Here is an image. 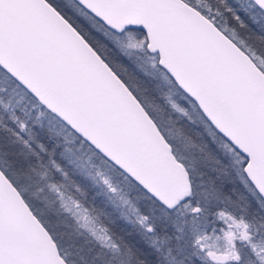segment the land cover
Instances as JSON below:
<instances>
[{"label":"water","instance_id":"1","mask_svg":"<svg viewBox=\"0 0 264 264\" xmlns=\"http://www.w3.org/2000/svg\"><path fill=\"white\" fill-rule=\"evenodd\" d=\"M108 30L138 28L144 48L243 159L264 203V73L184 0H72ZM264 14V0H249ZM0 69L167 211L191 183L119 76L47 0H0ZM0 264H68L0 169Z\"/></svg>","mask_w":264,"mask_h":264},{"label":"rangeland","instance_id":"2","mask_svg":"<svg viewBox=\"0 0 264 264\" xmlns=\"http://www.w3.org/2000/svg\"><path fill=\"white\" fill-rule=\"evenodd\" d=\"M261 23L264 26V22L261 21ZM95 25L102 29V32L107 33V29L101 28L103 26L99 22L96 21ZM123 32L114 33L119 35V39H125L121 45L129 51L128 54L146 51L144 38H133L129 33ZM231 33L229 36L235 40L233 36L237 37V35L232 31ZM235 41L239 46L241 44L244 47L242 38L237 37ZM244 50L248 52L254 63L264 73V61L262 58L254 53L249 46H245ZM144 57L145 61L143 62L148 69L159 67L156 63V54L146 51ZM143 62L139 61V64L143 65ZM142 72L147 73L145 69ZM148 75L153 78L150 72ZM160 76L162 83L172 82L163 70L160 71ZM145 97V95H142L143 101L154 117L160 116L164 119L170 131L171 128L172 130L178 129L176 123L173 124L172 119L169 118L165 108L159 106L156 102H149V99L147 100ZM164 98L170 114L173 112L177 116H189L186 109L180 105L182 100H184L183 96L177 95L174 90H168L165 92ZM0 105L24 133L25 146H28L30 141L35 143L33 146L29 145L32 150L35 149L30 151L33 154L31 157L38 156L37 151L46 154V162L42 161V163L40 161L38 169L29 168L26 171H12L14 173L13 178L20 189L25 192L27 201L35 208L33 209L37 216L45 222L46 227L54 235L58 245L61 246L62 255L67 256L69 259L72 258L69 256L70 254L75 256V261L70 259L73 264L129 263L125 261V256L120 254L117 242L113 240L108 231L92 217L89 211L69 193L68 187L62 183V169L59 172L58 165L52 159V155L57 152L58 144L61 146V151H63L62 158H65L71 171L83 175L84 179L92 184L95 182V185L102 187L110 196L109 198L114 201L113 203H115L120 217L145 232L150 231V224L147 220L148 215L142 214L134 201L140 202V205L143 202L151 203L152 208H147L148 213L152 212L157 219L162 221V228L166 229L167 226L174 233L176 232L172 249L173 254L175 252L177 256H180L181 260H178L177 264H184V261H182L184 255H186V259L190 261V264H195V262L197 264H264V217L258 210H255V204H252H257V202L253 191L245 184L247 180L244 175V178L238 175L237 180L253 198V202L248 203L249 209H246L241 204L233 207L234 201L231 199L232 197L220 194V187L222 185L229 186L232 183L231 179L224 176L220 181L215 182L214 180L218 175L215 177L209 175L206 178L210 184L209 190H207L204 188L205 182L202 176L198 173L195 175L196 184L192 186L193 201L201 202V207L205 208V215H203L204 212H201L200 206L191 204V201L179 205L172 211H166L146 195L138 194L134 185L126 177L122 176L111 164L101 159L93 149L46 111L1 69ZM191 114L196 120L202 122L201 114L199 115L194 109H191ZM36 120L41 124V129L45 131L46 135L43 140L48 143L53 142L48 154L46 145L39 138H34L33 130L28 124L36 122ZM205 129L207 130L208 128L205 126ZM2 137L4 136L2 135ZM167 137L174 144H176V138L180 144V149L175 147V151L183 160L181 162L184 166L188 162L191 166L198 168L206 162L204 159L195 158L191 155V151L196 148L187 142L180 131L176 130L175 133L173 131L168 132ZM5 140L9 143L8 138H5ZM223 145L228 150L234 151L229 144L223 142ZM195 151L198 152L197 150ZM3 156L0 150V167L8 171V165L3 160L6 158ZM235 159L237 163H241L242 170L244 159L238 153ZM52 171H56V173L53 175ZM207 172L208 170L203 169L204 174H208ZM28 185L32 186V188L30 187L29 189ZM47 196L50 199H47ZM259 205L262 207L260 203ZM51 207L55 211L54 214L58 212L61 214L60 217L63 218L56 219L55 217L52 222L49 219H44L43 213L47 216L46 212L51 210ZM206 215L211 216L209 218V220L211 219L210 221L206 218ZM211 221L217 223L214 224L213 222L211 224ZM165 239L162 238L161 240L164 248ZM92 249L102 252L105 257H99L102 256L99 253L95 256V252Z\"/></svg>","mask_w":264,"mask_h":264},{"label":"trees","instance_id":"3","mask_svg":"<svg viewBox=\"0 0 264 264\" xmlns=\"http://www.w3.org/2000/svg\"><path fill=\"white\" fill-rule=\"evenodd\" d=\"M47 1L84 37V39L93 47V49L101 56V58L110 66V68L130 89V91L139 100L149 116L153 119L160 132L170 144L174 155L180 162L183 160L175 151V147H178L180 149V144L177 142L176 138L175 141L177 145L174 144L173 141L169 140L167 137L168 132L173 131L175 133L176 130L178 132L180 131L184 135V138L187 140V142L194 148H196L195 150H197L198 152L192 150L191 155L195 158L204 159L206 162L200 167L196 168L191 166L186 161L187 163L185 164V168L188 172L191 188L196 184L195 175L198 173L202 176L203 181L205 182L204 188H206L207 190H209L210 185L206 179L207 176L210 175L212 177H215L216 175H218L214 180L215 182L220 181L224 176L228 177L232 180V183H230L229 186L222 185L219 190L220 194H223V196L230 195L232 197L231 199H233L234 201L233 207L239 206V204H241L245 206L246 209H249L248 203H252L253 198L243 187V185L237 180V176L241 175V177H243V173L241 170V163H237L235 159L237 154L236 151H231L225 148V146L223 145V142H225L223 138H221L210 127L206 120L200 115L194 103L182 92H180L173 84V82L162 83L160 78V71H162L161 68L156 67L154 69H148L146 67V64L143 62L145 61L144 54H146V51L131 52L132 54H128L129 51L124 49L121 45V43L124 42L125 39H119L120 37L118 34H115L114 32L108 30L99 22L100 25L103 26L101 28L105 30L107 29L106 34L102 32L103 30L99 29L95 25V22L97 20L91 17L72 0ZM184 1L195 7L204 16L210 19L234 43H236L235 40H237V37L242 38L244 47L249 46L251 50L254 53L258 54L264 61V26L261 23V21L264 22V14L249 0ZM123 31V33H129L133 38H144L142 30L138 28L125 29ZM231 31L237 35V37L232 35L235 40H233L229 36L230 34H232ZM239 47L248 54V52L244 50V47L241 44ZM250 58L252 59V57ZM139 61H142L144 64L140 65ZM144 69L147 71L146 74L142 72V70ZM149 72L151 73V76L153 78L148 75ZM168 90H174L176 91L177 95L183 96L184 100H182L180 105L182 108L186 109V112L189 114V116H177L173 112H171V114L168 112L169 107L167 106L164 98L165 92H167ZM142 95H145V98H147V100L149 99V102H156L159 106L165 108L166 113L169 115V118L172 119L173 124L176 123L178 129L172 130L171 128L170 131L168 129V124L164 122V119H162L160 116L154 117L143 101ZM191 109H194V111L200 115L202 122H199L192 116ZM28 124H30V127L33 130L34 138H39L40 140H42V142L46 145L47 154L50 153L49 151L51 143L53 142L48 143L47 141L43 140V137H45L46 134L45 131L41 129V124L37 122V120L36 122L34 121ZM205 126L209 130H206ZM2 135L4 137H2ZM5 138L9 139V143L7 142V140H5ZM25 145L26 142L24 133L0 105V150L2 156L4 155L3 157L6 158L3 160L8 165V171L3 170L1 167L0 169L21 194L22 198L27 203L33 214L49 232L50 236L57 246L59 253L64 258V260L68 264H73V261H75V256L73 254H70L69 256L72 257L70 259L73 260L70 261L67 256L62 255L61 246L58 245L54 235L51 233L50 229L46 227L45 222L37 216L34 210L35 208L28 203L25 192L21 190L17 183H15L14 181V173H12V171H26V169L29 168L38 169L40 161H43L44 163L46 162V154L37 150L36 151L38 153V156L31 157V155L33 154H31L30 151H34L35 149L32 150L29 145H35L34 142L30 141L28 146ZM56 150L57 152L55 155H52V159L58 165V171L60 172V170L62 169V183L68 187L69 193L72 194V196L89 211L92 217L103 228H105L113 238V240L117 242L120 254L125 256V261H127L129 264H177L178 260H181L180 256H177L175 252L173 254L172 249L174 234L176 232L174 233V231L167 226L166 229L162 228V221L160 219H157V217L152 212L148 213L147 208L151 207V203L143 202L140 205V202L138 203L136 202V200L134 201V203L138 205L140 212L144 215H148L147 220L150 224V231L145 232L143 229L136 227L133 223H128L126 219L120 217L116 209V205L115 203H113L114 201L109 198L110 196L102 187L95 185V182H93L94 184H92L90 181L84 179L83 175L71 171L69 165L65 161V158H62L63 151H61V146L59 144ZM97 155L101 159L105 160L98 153ZM208 163L212 164L209 165ZM203 169L208 170V174H204ZM52 172L53 175L56 173V171ZM118 172L122 176L126 177L120 171ZM127 180L134 185L138 194H144L149 197L130 179L127 178ZM245 184L250 190L253 191V195L255 196L257 204L252 203L255 204V210H258L264 217L263 201L258 197V195L255 193V191L247 181ZM28 187L29 189L30 187L32 188V186L29 185ZM229 189L230 191H228ZM47 199L50 198L47 196ZM193 199L194 196L191 193L190 197L179 205H182L187 201H191V204L200 206V209L202 210L201 212H204L203 215H205V208L201 207V202L193 201ZM152 201L154 200L152 199ZM259 203L262 205V207L259 205ZM261 210L263 213L261 212ZM41 213L43 212L41 211ZM54 213L55 211H53V207H51V210L46 212L47 216L44 213L42 216L44 217V219H49L51 222L54 221L55 217L56 219L63 218L60 217V213ZM206 218L209 220L211 216L206 215ZM213 222L214 224L217 223L215 221H211V224ZM162 238H166L164 241L165 248L161 243ZM176 244L179 243L177 242ZM63 245L65 244L63 243ZM92 250L95 252V256L97 253H99L100 255H102L99 257H105L102 252L100 253V251H95L94 249ZM186 258V255H184V259L182 261H184V264H190V261ZM195 264L197 263L195 262Z\"/></svg>","mask_w":264,"mask_h":264}]
</instances>
